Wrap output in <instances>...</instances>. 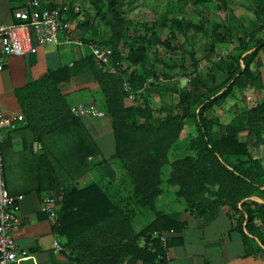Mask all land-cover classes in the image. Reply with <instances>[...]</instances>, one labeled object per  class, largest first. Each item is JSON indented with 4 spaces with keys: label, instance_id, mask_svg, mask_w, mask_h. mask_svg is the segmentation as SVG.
<instances>
[{
    "label": "trees",
    "instance_id": "obj_1",
    "mask_svg": "<svg viewBox=\"0 0 264 264\" xmlns=\"http://www.w3.org/2000/svg\"><path fill=\"white\" fill-rule=\"evenodd\" d=\"M44 1L42 8H61ZM125 1L68 0L61 19L75 23L82 44L106 49L108 62L98 61L90 51L15 91L18 114L40 143L41 155L49 143L61 145L62 156L66 155L59 166V152H50L53 163L45 166V179L37 180L33 188L40 198H55L58 233L69 252L66 264L165 263L157 258L165 254L157 235L180 231L184 224L158 211L155 202L162 194V167L186 122L193 127L187 153L170 162L167 183L185 209L204 224L225 210L231 229L241 235L243 256L264 260V203L248 199L264 201V157L254 153L264 146V98L239 108L226 123L211 111L236 89L261 88V75L250 67L258 50H250L263 41L254 38L255 31L238 33L235 24L240 22L230 10L234 0H157L163 10L149 23L128 17ZM257 4L251 0L249 8L257 17L264 16L254 7ZM188 5L216 7L224 17L207 28L204 19L183 17ZM258 22L264 23V18ZM200 34L209 43L202 60L194 48ZM226 43L234 48L209 63ZM229 63L233 68L227 71ZM83 72L93 77L103 97L114 144L111 159L120 162L131 188L122 199L109 192L117 171L82 118L71 114L62 92L63 85ZM188 76L190 83L185 84ZM130 93L137 100H129ZM171 96L176 97L174 104ZM92 171L100 174L99 181L76 184ZM143 209L151 210L153 218L135 231L131 219Z\"/></svg>",
    "mask_w": 264,
    "mask_h": 264
},
{
    "label": "crops",
    "instance_id": "obj_2",
    "mask_svg": "<svg viewBox=\"0 0 264 264\" xmlns=\"http://www.w3.org/2000/svg\"><path fill=\"white\" fill-rule=\"evenodd\" d=\"M26 1L28 0H0V23L9 24L13 22V8H20ZM39 1L41 6L47 4L44 0ZM52 2L56 5H66L68 0H52ZM250 3L251 0H234L230 5V10L240 22L239 25L235 24L239 27V34L243 31L246 34L255 31L254 38L263 41L256 48H252L251 51L254 49L258 51L250 65L252 71L259 72L261 75L263 85L260 89L254 87L242 90L236 89L233 91L232 96L214 106L211 111H215V114H218L217 116L224 123L239 108L250 106L256 100L264 98V32L260 29L256 30L259 25L258 21L264 16L257 17L249 8ZM214 4L216 3L214 2ZM254 7L258 9L257 11L260 14L262 11L264 12V0H258V4ZM210 9L211 11L209 9H201L203 11L202 15H196L195 17L197 20L200 18L206 20L207 28H210L213 21L218 22L224 17V13L216 10V7ZM212 11L219 12L218 19H212L214 15ZM31 34L32 42L36 48L34 53L22 57L6 56L3 59V67L0 71V109L5 115H19L15 97L17 89L61 65L67 64L70 66L73 61L90 53L89 45L82 44L81 33L76 29L75 23H69L68 29L58 34L57 44L41 45L32 31ZM233 48L234 45L228 43L220 45L216 51L217 53L209 57V63L214 61L220 52L227 50L228 54ZM206 55L207 53L202 56L196 53V57L201 60ZM206 64L208 62L202 63L200 68L205 67ZM240 64L242 66L241 61ZM232 68L229 63L226 70L229 71ZM176 79L178 77L173 78V80ZM63 86H66L62 90L64 98L67 94L78 92V94H75L78 95L76 100L68 103L65 99L69 107L81 103L94 105L101 110L96 102L98 98L97 84L89 73L77 74L73 80ZM175 98V96H171L170 99L174 101ZM138 102L140 101L138 100ZM224 117L227 119L223 120ZM81 121L101 152L102 149L105 150V146L101 145L99 141L103 138L107 144V151H109L107 155L105 153L102 154L112 160L114 144L112 143L113 137L107 116L100 119V121L90 117L82 118ZM0 140L4 186L10 195H23L18 211L21 224L13 230L12 235L17 246L26 250L32 258L23 260L20 264H66L69 252L64 248L60 252H54L52 249L53 240L58 239L62 247L65 240L58 233V229L55 230L53 228L46 215L39 211L42 198L33 189L37 180L45 179V166H50L53 163L52 153L50 155V152H59L57 156L59 166L62 164V158L65 162L66 155L62 156V146L49 143L44 156H42L43 149L40 143L35 141L33 131L27 126L26 121L19 123L14 128L1 130ZM110 148H112V151ZM63 153L65 154V152ZM94 177L95 172H89L79 177L76 184L78 186L87 184L94 181ZM121 181H125L123 176L117 179L116 184L109 187V192L116 198L122 199L128 195V191L131 188L128 185L125 187L120 186ZM177 199L176 197V200L173 201L179 202ZM124 208L129 209V207ZM157 210L184 224L180 231L166 232L167 252L172 264H264V260L261 257L243 256L241 235L231 229L232 225L225 210L222 209L216 218L208 224H204L200 218L192 215L180 203L177 208L161 207L157 208ZM140 212L136 211V213ZM141 228L134 230L139 231ZM139 246H142V242L139 243ZM134 264L142 263L136 261Z\"/></svg>",
    "mask_w": 264,
    "mask_h": 264
},
{
    "label": "built area",
    "instance_id": "obj_3",
    "mask_svg": "<svg viewBox=\"0 0 264 264\" xmlns=\"http://www.w3.org/2000/svg\"><path fill=\"white\" fill-rule=\"evenodd\" d=\"M59 6L61 8L46 9L42 8L39 0H28L20 8L13 11V22L9 24L0 23V71L6 56L22 57L35 52L36 48L32 42L31 31L35 34L39 44H57L58 34L67 30L69 26V23L64 22L60 17L61 13L66 11V5L60 4ZM259 25L260 30L264 32V23ZM89 47L91 54L98 61L104 64L108 62L106 49H101L97 44H90ZM226 55L227 52H220L216 59ZM190 78L189 76L186 77L185 82L190 83ZM125 89L129 90L126 86ZM128 99L136 100L131 93L128 95ZM70 112L79 118L105 117V112L97 109L96 106L81 103L70 107ZM21 122H25L21 115H5L0 109V131L14 128ZM22 199V194L10 195L4 186L0 152V264H20L21 261L32 258L26 250L17 246L12 235L13 230L21 224L18 211ZM39 211L46 215L55 230L59 228L60 223L54 197H43L40 201ZM157 236L165 252L163 257L158 255L157 258H164V264H172L167 252L166 233L163 232ZM62 248L58 239L53 240L52 249L54 252H60Z\"/></svg>",
    "mask_w": 264,
    "mask_h": 264
},
{
    "label": "rangeland",
    "instance_id": "obj_4",
    "mask_svg": "<svg viewBox=\"0 0 264 264\" xmlns=\"http://www.w3.org/2000/svg\"><path fill=\"white\" fill-rule=\"evenodd\" d=\"M162 7H163L162 4H159L157 2V0H126L125 6H124V11H126L127 16L132 18V19H138L139 21L149 23L154 18L155 13H158L161 10H163ZM209 10L211 11V9H209ZM210 11H209V13H211ZM202 12L203 11H201V9H199V7H192V6L188 5L184 10L183 17L185 19H187V18L193 19V21L197 22L198 20L195 17H196V15L201 16ZM213 13H214V15L212 16V19H218L219 12L214 11ZM198 36H199V40L196 41L194 48L196 49V53H198L200 56H202L208 52L209 43L206 42L205 38L201 34ZM226 51L227 50H225L224 52H226ZM180 82H182V84H184V80H181ZM185 84H186V82H185ZM65 87L66 86H63L62 90ZM75 94H78V92H72L70 94H67L65 96L66 101L68 103H70V102L76 100L78 98V95H75ZM97 97H98L96 99L97 105L101 110L104 111V109H105L104 101H103V97H102L99 89H98ZM175 101H176V98L174 99V102L170 99V102H173V104L175 103ZM213 112H212V114L214 115L215 111H213ZM217 115L218 114H215V116H217ZM94 119L100 121V119H102V118L100 117V118H94ZM226 119H227L226 117L223 118V120H226ZM224 130H225V126L223 125V128L222 129L220 128V131L224 132ZM192 132H193L192 124L190 122H186L185 126L183 127V130L179 136V139L177 140L176 144L174 146H172L171 150L169 151L168 163L165 164L161 170L162 194L156 200V203H155L156 209L161 208V207H163V208H166V207L177 208V205L179 203L182 206L184 205L180 199H177L179 202L173 201V200H176L175 189L172 185L167 183L166 179L168 178V174L170 171V165H169L170 162H172L174 159L180 157L181 155L187 153L188 139H189V136L191 135ZM99 141H100L101 145L105 146V150L102 149L101 153H105L107 155L109 150L107 151L108 148H107L106 142L103 140V138H101ZM112 145H111V147H112ZM110 149L112 151V148H110ZM254 152H255V156L264 157V146L255 148ZM97 160H98V158H93V161H97ZM110 161L112 163L113 168L117 171L118 178H120L122 176L124 177V175L121 173L120 162L118 160H115V159L114 160L112 159ZM93 172H95V171H93ZM94 179H95L94 181L100 180V174L98 172H95ZM126 185L130 186L127 182V179L125 178V181L120 182V186L125 187ZM152 218H153V212L151 210L143 209L140 213H136L135 216H133L132 225H133V227H135L134 229H139L141 227H144L146 224H148Z\"/></svg>",
    "mask_w": 264,
    "mask_h": 264
},
{
    "label": "water",
    "instance_id": "obj_5",
    "mask_svg": "<svg viewBox=\"0 0 264 264\" xmlns=\"http://www.w3.org/2000/svg\"><path fill=\"white\" fill-rule=\"evenodd\" d=\"M250 51H251V50H250ZM250 51H249V52H250ZM249 52H248V53H249ZM218 94H219V93H218ZM248 199H249V200L256 201V202H258V203H264V201H262V200L259 199L258 197H249ZM243 201H244V200H242L241 202H243ZM241 202H240V203H241ZM243 225L245 226V223H244ZM244 232H246V231H245V228H244ZM255 240L258 242V244H259L260 246H262V245L260 244V242L258 241L257 238H255ZM262 248H263V247H262Z\"/></svg>",
    "mask_w": 264,
    "mask_h": 264
}]
</instances>
